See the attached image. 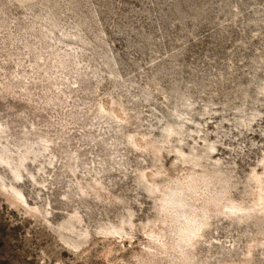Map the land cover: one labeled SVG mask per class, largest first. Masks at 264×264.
I'll return each instance as SVG.
<instances>
[{"label":"rangeland","instance_id":"374dc122","mask_svg":"<svg viewBox=\"0 0 264 264\" xmlns=\"http://www.w3.org/2000/svg\"><path fill=\"white\" fill-rule=\"evenodd\" d=\"M1 151L0 264H264V0H0Z\"/></svg>","mask_w":264,"mask_h":264},{"label":"bare ground","instance_id":"6f19581e","mask_svg":"<svg viewBox=\"0 0 264 264\" xmlns=\"http://www.w3.org/2000/svg\"><path fill=\"white\" fill-rule=\"evenodd\" d=\"M187 105V104H186ZM189 105V104H188ZM187 105V106H188ZM179 110V109H178ZM180 114V113H179ZM5 152L4 151H1L0 152V160H2V161H6L5 159H4V157H3V154H4ZM25 158L23 157L21 160H20V165H22V161L24 160ZM19 167V166H18ZM18 167H16V168H14V171H17L18 170ZM17 174V173H16ZM18 175V174H17ZM19 195H20V193H18Z\"/></svg>","mask_w":264,"mask_h":264}]
</instances>
